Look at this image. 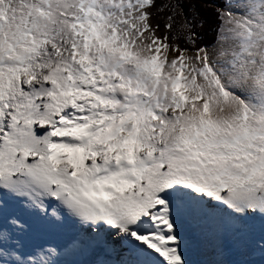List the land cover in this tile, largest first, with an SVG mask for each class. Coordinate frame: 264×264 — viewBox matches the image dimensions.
<instances>
[{
    "label": "snow or ice",
    "instance_id": "obj_1",
    "mask_svg": "<svg viewBox=\"0 0 264 264\" xmlns=\"http://www.w3.org/2000/svg\"><path fill=\"white\" fill-rule=\"evenodd\" d=\"M204 2L0 0V264H264V0Z\"/></svg>",
    "mask_w": 264,
    "mask_h": 264
},
{
    "label": "trees",
    "instance_id": "obj_2",
    "mask_svg": "<svg viewBox=\"0 0 264 264\" xmlns=\"http://www.w3.org/2000/svg\"><path fill=\"white\" fill-rule=\"evenodd\" d=\"M187 5H185V8ZM197 8L200 11L201 17L204 19V27L199 31L204 36L206 40H211L214 38L213 28L215 26V18L212 7L204 2V0H197Z\"/></svg>",
    "mask_w": 264,
    "mask_h": 264
},
{
    "label": "bare ground",
    "instance_id": "obj_3",
    "mask_svg": "<svg viewBox=\"0 0 264 264\" xmlns=\"http://www.w3.org/2000/svg\"><path fill=\"white\" fill-rule=\"evenodd\" d=\"M209 243H211V242H209Z\"/></svg>",
    "mask_w": 264,
    "mask_h": 264
}]
</instances>
